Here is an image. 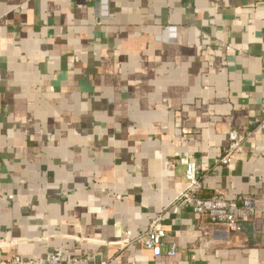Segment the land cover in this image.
Segmentation results:
<instances>
[{"label": "crops", "instance_id": "obj_1", "mask_svg": "<svg viewBox=\"0 0 264 264\" xmlns=\"http://www.w3.org/2000/svg\"><path fill=\"white\" fill-rule=\"evenodd\" d=\"M102 1L0 0V261L264 264V126L217 164L264 121V0ZM182 158L252 220L175 206ZM160 213L161 256L116 244Z\"/></svg>", "mask_w": 264, "mask_h": 264}, {"label": "built area", "instance_id": "obj_2", "mask_svg": "<svg viewBox=\"0 0 264 264\" xmlns=\"http://www.w3.org/2000/svg\"><path fill=\"white\" fill-rule=\"evenodd\" d=\"M107 8L108 1L100 2ZM106 17V16H105ZM108 18V17H107ZM105 18V19H107ZM101 19H104L103 17ZM167 31V30H165ZM229 49V48H227ZM264 103V101H263ZM264 126V121L256 123L254 129L245 136L238 130L231 129L228 132V144L225 147L222 157L217 164L227 166L231 158L243 152L245 138L250 137L253 131ZM180 163L186 167V190L180 192L174 205L181 210H191L195 215L207 216L215 224L225 226L229 230H241L244 224L249 223L256 214L255 202L252 198L244 197L238 201L228 200L222 194H215L211 197H202L203 180L206 175L201 172L199 166L188 159H180ZM165 217L163 213L158 214L152 219L148 226L138 234L128 231L124 237L116 244L120 248L137 245L140 248L152 251L154 256L159 257L163 254V245L166 237ZM178 253L175 244L171 245L166 255L174 257ZM88 256H74L63 248H57L55 252L45 258H22L14 256L8 261H0V264H88L93 260ZM99 264H111L110 261L103 260ZM120 264V263H117Z\"/></svg>", "mask_w": 264, "mask_h": 264}]
</instances>
